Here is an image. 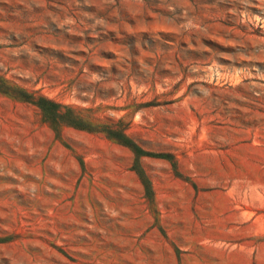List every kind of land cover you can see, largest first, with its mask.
Returning a JSON list of instances; mask_svg holds the SVG:
<instances>
[{
  "label": "rangeland",
  "instance_id": "rangeland-1",
  "mask_svg": "<svg viewBox=\"0 0 264 264\" xmlns=\"http://www.w3.org/2000/svg\"><path fill=\"white\" fill-rule=\"evenodd\" d=\"M0 264H264V0H0Z\"/></svg>",
  "mask_w": 264,
  "mask_h": 264
},
{
  "label": "trees",
  "instance_id": "trees-1",
  "mask_svg": "<svg viewBox=\"0 0 264 264\" xmlns=\"http://www.w3.org/2000/svg\"><path fill=\"white\" fill-rule=\"evenodd\" d=\"M40 104V103H39ZM45 112L49 114L53 119H56L60 116V108L62 107L60 104L55 103L51 100H46V105L40 104ZM75 118V117H74ZM75 120V119H74ZM76 122V121H73Z\"/></svg>",
  "mask_w": 264,
  "mask_h": 264
}]
</instances>
